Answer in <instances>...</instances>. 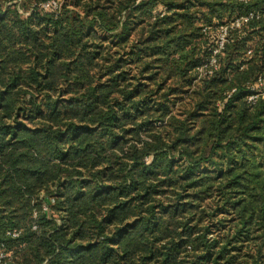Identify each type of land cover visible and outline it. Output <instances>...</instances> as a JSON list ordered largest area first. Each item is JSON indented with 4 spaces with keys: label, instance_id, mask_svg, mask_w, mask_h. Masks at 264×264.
<instances>
[{
    "label": "trees",
    "instance_id": "trees-1",
    "mask_svg": "<svg viewBox=\"0 0 264 264\" xmlns=\"http://www.w3.org/2000/svg\"><path fill=\"white\" fill-rule=\"evenodd\" d=\"M49 1L0 0V264H264V0Z\"/></svg>",
    "mask_w": 264,
    "mask_h": 264
},
{
    "label": "built area",
    "instance_id": "built-area-1",
    "mask_svg": "<svg viewBox=\"0 0 264 264\" xmlns=\"http://www.w3.org/2000/svg\"><path fill=\"white\" fill-rule=\"evenodd\" d=\"M248 1V0H243ZM45 8L59 7V4L55 0H50L49 2L43 4ZM264 10V5H263ZM261 17V12L257 11L255 13H250L249 15H243L234 18L232 21L228 22H222L216 25L214 28L216 30V36H215V44L212 45L210 48V57L209 59L204 62V66L200 68V72L209 71L210 73H213L215 70H218L219 68V62H218V55L222 53L229 41V35L230 32L234 29L242 30V28L249 23L251 19H259ZM212 27L206 26L204 27V33L208 35L211 32ZM248 57H251L253 55V49H249ZM244 68L243 66L241 69ZM251 93L249 95V101L255 102V100L258 98L260 92L264 91V78L260 77L259 80L250 86ZM14 235L17 236L18 232H14ZM7 257V254L3 251H0V262L4 261Z\"/></svg>",
    "mask_w": 264,
    "mask_h": 264
},
{
    "label": "rangeland",
    "instance_id": "rangeland-1",
    "mask_svg": "<svg viewBox=\"0 0 264 264\" xmlns=\"http://www.w3.org/2000/svg\"><path fill=\"white\" fill-rule=\"evenodd\" d=\"M56 1L58 2V4H59V2H61V0H56ZM214 27H215V26H214ZM214 27H212L211 32L213 31V37L215 38V36H216V30H215ZM254 43H255V42H253V40L250 41L249 49H252V48H253ZM249 49H248V50H249Z\"/></svg>",
    "mask_w": 264,
    "mask_h": 264
}]
</instances>
